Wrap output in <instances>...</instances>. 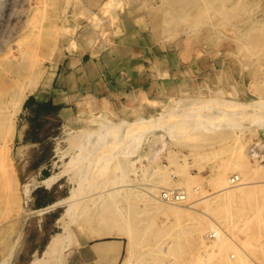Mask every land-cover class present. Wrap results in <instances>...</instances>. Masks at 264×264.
Here are the masks:
<instances>
[{
	"label": "rangeland",
	"instance_id": "374dc122",
	"mask_svg": "<svg viewBox=\"0 0 264 264\" xmlns=\"http://www.w3.org/2000/svg\"><path fill=\"white\" fill-rule=\"evenodd\" d=\"M143 2L152 36L151 87L161 93L148 102L150 110L146 114L114 117L96 113L84 119L81 116L74 126L66 128L57 140L54 159V174L63 173L62 186L44 193L41 201L62 199L75 186L76 181L69 173L80 168L73 166L67 172L65 169L77 152L72 138L77 130L91 129V120L97 116L113 123L129 122L138 130L144 129L142 119L151 123L143 137L134 136L122 142L119 150L122 157L109 161L110 165L105 161L103 167L96 169L99 176L86 178L84 183L89 186L84 184L83 188L89 187V192H94L92 189L108 178L107 186L123 180L135 187L130 189L128 198L117 199L111 212L104 213L101 202H92L88 207L83 204V210L71 224L79 242L62 263H66L83 237L109 240L123 235L126 247L121 264H130L128 258L135 264H241V257L245 264H264V166L258 161L261 157L248 154L249 146L258 144L264 155V0ZM72 7L83 8L72 0H0V84L2 77L8 81L18 79L10 68L19 59L34 64L29 73L37 75L33 93L50 82V69L61 60L81 28L73 23V19L82 18L72 15ZM113 11L111 5L103 10V16L91 17L90 27L114 25ZM202 99L216 100L221 105L207 107ZM188 100L209 108L203 112L210 115L221 107L218 124L199 128L195 122L191 125L183 122L182 106ZM199 108L192 113L197 114ZM18 113L11 134L6 137L0 131V264H28L43 250L39 248L45 247L49 238L61 230L58 221L53 220L65 209L64 204L32 208L31 196L27 202H12V194H20L24 186L41 181L29 173L27 163L16 154ZM182 123L185 124L180 126ZM174 125L178 128L174 129ZM94 127L101 131L103 122ZM123 149L129 155H124ZM236 161H243L256 171L249 176L252 181L246 179L250 182L243 189L256 192L224 200L213 179L218 166H226L229 177L239 174L242 179ZM136 186H145L149 192ZM172 188L182 193L188 188L192 196L187 193L189 200L185 201L192 207L188 208L186 202L166 201L161 196L164 189ZM198 196L202 198L196 200ZM223 205H227L225 210ZM47 216L50 218L43 224ZM212 225L223 227L235 239L233 248L229 247L224 255L225 261L214 260L216 237L209 234ZM199 226L203 227V233L199 232ZM109 227L123 234L99 238Z\"/></svg>",
	"mask_w": 264,
	"mask_h": 264
},
{
	"label": "crops",
	"instance_id": "0c3cea01",
	"mask_svg": "<svg viewBox=\"0 0 264 264\" xmlns=\"http://www.w3.org/2000/svg\"><path fill=\"white\" fill-rule=\"evenodd\" d=\"M72 1L83 6L71 9L72 15L82 18L73 19L81 26L79 33L50 69V82L38 93L30 94L18 113L16 154L38 180L54 174L57 140L79 117L96 113L114 117L146 114L150 110L148 102L161 93L151 87L152 36L144 0ZM111 5L114 25L90 27L89 19L103 16V10ZM61 178L50 187H35L30 206L41 209L54 203L42 202L41 197L59 189ZM48 218H43V224ZM57 220L55 217L53 222ZM103 241L110 247L101 249L100 240L83 237L65 264H121L125 239L115 236Z\"/></svg>",
	"mask_w": 264,
	"mask_h": 264
},
{
	"label": "bare ground",
	"instance_id": "6f19581e",
	"mask_svg": "<svg viewBox=\"0 0 264 264\" xmlns=\"http://www.w3.org/2000/svg\"><path fill=\"white\" fill-rule=\"evenodd\" d=\"M11 4H12V2H11ZM21 20H20V23L22 22ZM200 20H202V19H200ZM18 23H19V21H18ZM199 23H201V22H199ZM11 25L15 26L17 24L14 25L12 23ZM6 52H7V50H6ZM33 66H34V64L31 60L24 61V62L20 61V59L16 60L11 65L10 69H13L16 72L15 78H18V79H15V81L13 79H9V81H8V80H5L6 78H4V77L1 78V84H0L1 85V90H0V131L3 134V136L7 137L11 134V132L14 128V117L21 110L22 105H23L25 99L28 97V95L35 91V84H36L37 75L29 74L33 70ZM27 74H29V75H27ZM8 82L9 83L11 82V84H9ZM8 84H9V86L6 87L5 85H8ZM5 98H8V100L5 101ZM203 101H204L206 106L208 105L207 107L214 105V104L221 105L216 100L211 101V99H209V100L208 99L207 100L202 99V102ZM199 102H200V100H199ZM234 103H235V100H234ZM260 103H262V102H260ZM200 106L198 104H194L192 101L188 100V103L184 104V106H182V111H184L180 115L182 121L184 122L186 120L187 124H189V125H191L192 123L195 122L199 128L204 127L205 125L206 126H212V127L216 126L219 122V119H221L220 118L221 117L220 116L221 115L220 114L221 113L220 112L221 107L217 108L216 111H214L210 115L208 112L206 114L205 113L206 111L203 112V110H206L209 108H207V107L203 108ZM196 107H198V108L200 107L199 111L197 114H193L192 112L194 111V109H196ZM184 114H187V115L185 116ZM69 120H71V119H69ZM142 120H143V122H142L141 126L144 127V129L138 130L137 126L130 124L129 122L113 123L111 121L109 122L103 116H97L91 120V126H92L91 129H85L83 131H80V130L75 131V134H76L75 138H72V139H73V144H75V146L74 145L73 146L77 152L72 157V160H71L72 162L70 163V167L68 166L65 168V166H64V168L66 169V172L69 171V168H71L73 166L80 168V171H78V169L76 168L77 169L76 172L72 173L70 171V173H69L72 175V178L76 181L75 186L73 188H71V190L69 191V194L67 196L63 197L62 199L55 201L54 203H52L51 205H49L47 207V208H51V207H55V206L62 205V204L65 205V209L60 214V216L58 217V220H57L61 230L58 232H55L50 237V239L48 240L43 251L40 254H38L37 256H34V258H32V260L28 264H63L62 261H63L64 256L68 253L69 250H71V248L73 246H76L79 242L80 237L79 236L76 237L73 230L71 229V224L76 221L77 214H79L81 212V210H83V204L85 207H88L92 204V202L95 204L101 202L104 213L105 212L107 213V212H111L110 210H111L112 206L115 203H117L118 198H123V197L128 198L129 197L130 189L135 187V185H133L130 182L121 180L122 182L120 181L118 184L112 183V185L107 186V185H109L108 184L109 178H108V181L105 179V181H103L102 184L95 186L92 189L94 192H89L91 190L88 189L89 187L88 188L86 187L89 185L85 184L84 182L86 181V178H88L90 180V178L92 179V177H97V175L99 176L100 171L96 170V169L100 168L104 164L105 161H106V163L108 162L107 165H110L109 161H112L113 159H119V157H122L119 154L120 145L122 142H125L126 140L130 141V138L134 137V136L143 137L144 131H145V129H148V125L151 123V120L146 119V120H150L149 122L145 121V119H142ZM97 122H103V129H106L105 132H102L103 129L101 131L95 129L94 125ZM183 124H185V123H182L180 126H182ZM176 126L177 125L173 126L174 129L178 128ZM101 137H102V139H100ZM97 144H99V145H97ZM125 149H127V148L125 147ZM125 149H123V150H125ZM261 151L263 152V150H260V148H258V144L257 145L253 144V145L249 146L248 154H249V156H251L253 158L259 159L261 157L260 160H258V161H259V163H261V165L264 166V164H262V162H264V159H263L264 155L262 154ZM62 155H64V154H62ZM124 155H129L128 151L125 150ZM235 165H237L238 170H241L242 179H241V175H239V174L238 175H232L231 177H229L227 175L228 169L225 168L226 166L225 167L218 166L219 169L216 171L215 177L213 179V184H215V188L219 189L223 193V195L225 196L223 198L224 200L227 199L229 201V200H232L233 198H235L236 196H242V195L250 196V195L255 194V192H256V191H252L249 189L243 190L244 187H246L247 184H249V182H250L249 179L248 180H246V179L250 178L249 176H251L254 173L253 171H255V170H252L253 168H250L249 166H247L245 164V162H243V161H241V162L236 161ZM116 166H117V163H116ZM116 166L114 167V169L116 168ZM104 167H106V166L104 165ZM108 167H110V166H108ZM65 169H63V170L65 171ZM106 172L108 173L107 170H106ZM106 172H104V173H106ZM114 172H116V171L114 170ZM103 174L101 175V177L102 176L104 177ZM111 175H112V173H111ZM62 176H63V173L58 172V173H55V174L45 178L44 180H41V181L36 180V181L29 183L28 185L24 186V188L22 187L23 189H22L20 194H18L17 192L12 194V196H11L12 202L15 203L16 201H19V200H23L22 202H27L35 187H37L38 185H41V184L52 185L57 180H59ZM76 176H78V177H76ZM105 176L107 177V175H105ZM254 176L255 175H253L252 177H254ZM124 178H125V176H124ZM250 179H251V181L253 180L252 178H250ZM95 182H96V180H95ZM84 184L86 185L85 189L83 188ZM255 184H256V182H255ZM136 188H138L140 191L149 192L145 186H136ZM190 190H191V187H190ZM199 190H201V189H199ZM119 191H121V192H119ZM182 191L184 192L186 197H187V193L192 196V192H190L188 188L183 189ZM262 194H264V193H262ZM202 195L204 196L206 194H204V192H202ZM190 198H192V197H190ZM200 198H202V197L198 196L195 199L199 200ZM161 200H163L162 197H161ZM185 200L188 201L189 198H188V200L187 199H185ZM166 201H168V200H166ZM174 203H177V202H174ZM187 203L188 202H186V204ZM6 205H5V207H8ZM226 206L227 205L222 206L224 210L226 209L225 208ZM187 207L191 208L192 205L187 204ZM5 209L8 210V208H5ZM3 211H5V210L3 209ZM5 212H7V211H5ZM213 223L215 224L214 221H213ZM109 226H110V224H109ZM246 227H247V225H246ZM211 228H212V231L209 233L210 236L216 237V240H214L215 241L214 246L216 247V251L213 250V251H215V253H213V251H212L211 254L213 253L214 258H215L214 260H217L218 262H220L222 260L225 261L224 255H225V253H227L226 252L227 249L229 247H232V243H233V241H235V239L233 236L229 235L228 232L226 231V229H224L223 227H220L217 225H212ZM77 230H79V229H77ZM199 232L200 233L204 232L202 226H199ZM77 233H79V232H77ZM117 233H118V235L120 233L123 234V232H118L117 228H116V230H114L113 228L109 227V228L105 229L101 234H99L98 237L100 238V236L101 237L102 236H112L113 234L117 235ZM125 233L127 234V231H125ZM244 234H245V231H244ZM121 236H123V235H121ZM100 241L103 244L102 243L98 244L99 248L107 249L110 247V245L108 243H106V242L104 243L103 240H100ZM245 244H247V242ZM94 246H95V244H94ZM235 247L236 246H234V249H235ZM237 250H238V248H236V252H237ZM239 258H240V256H239ZM128 261L130 264H135V262L131 261V258H128ZM240 262H241V264H245V261L242 257H241ZM167 264H169V263L167 262ZM231 264H234V263H231ZM235 264H238V263H235Z\"/></svg>",
	"mask_w": 264,
	"mask_h": 264
},
{
	"label": "built area",
	"instance_id": "2783aa9c",
	"mask_svg": "<svg viewBox=\"0 0 264 264\" xmlns=\"http://www.w3.org/2000/svg\"><path fill=\"white\" fill-rule=\"evenodd\" d=\"M162 194L163 198L168 201L185 202L186 199L185 194L178 188L164 189Z\"/></svg>",
	"mask_w": 264,
	"mask_h": 264
}]
</instances>
